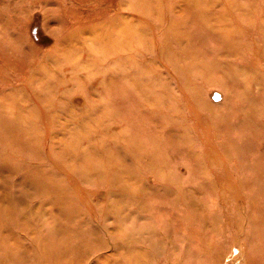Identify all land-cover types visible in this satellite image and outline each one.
I'll return each mask as SVG.
<instances>
[{"label": "rangeland", "instance_id": "rangeland-1", "mask_svg": "<svg viewBox=\"0 0 264 264\" xmlns=\"http://www.w3.org/2000/svg\"><path fill=\"white\" fill-rule=\"evenodd\" d=\"M223 263L264 264V0H0V264Z\"/></svg>", "mask_w": 264, "mask_h": 264}, {"label": "bare ground", "instance_id": "bare-ground-1", "mask_svg": "<svg viewBox=\"0 0 264 264\" xmlns=\"http://www.w3.org/2000/svg\"><path fill=\"white\" fill-rule=\"evenodd\" d=\"M5 213V212H4ZM2 216H7V212L5 214H2ZM224 264V263H223Z\"/></svg>", "mask_w": 264, "mask_h": 264}]
</instances>
